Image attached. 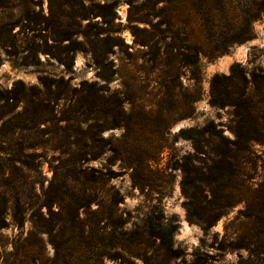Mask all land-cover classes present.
<instances>
[{
    "label": "rangeland",
    "instance_id": "obj_1",
    "mask_svg": "<svg viewBox=\"0 0 264 264\" xmlns=\"http://www.w3.org/2000/svg\"><path fill=\"white\" fill-rule=\"evenodd\" d=\"M154 2L0 0V264H264V197L241 200L246 179L264 182V142L237 152L218 191L206 181L236 139L214 76L240 64L264 125V13L254 39L186 65L185 30L153 35ZM211 123L227 140L181 134ZM152 225L175 230L170 250Z\"/></svg>",
    "mask_w": 264,
    "mask_h": 264
},
{
    "label": "trees",
    "instance_id": "obj_2",
    "mask_svg": "<svg viewBox=\"0 0 264 264\" xmlns=\"http://www.w3.org/2000/svg\"><path fill=\"white\" fill-rule=\"evenodd\" d=\"M158 2L159 0H156L153 3L152 16L161 19L156 23H150L152 33L157 36L168 32L173 35L176 41L179 39V31L185 30L182 31L183 38L181 40L186 42L188 53H183L180 61L186 65H195L201 54L209 58H216L228 53L235 44H243L254 39L253 24L264 13V0H165L167 6L157 10ZM193 22L199 27V36L186 32L185 28L190 27ZM162 25H165L166 28L162 29ZM157 45L158 42H154V46L157 47ZM252 77L254 83H258V75L253 73ZM221 79L218 75L212 79L211 104L218 107L232 106L236 108V119L233 126L236 139L230 141L233 150L228 148V151H225L219 147L215 152L216 159L209 168V172L206 173L208 175L206 177L207 184L215 187L212 192L217 190V186H221L224 168H228L232 175L236 173L234 156L241 148H247L253 142H264V125L259 127L257 119L251 118L252 112L249 107L251 100H249L247 77L241 65H233L232 74L228 77L224 76V83L221 82ZM234 85L240 86V92L233 89ZM262 119L264 120V117ZM206 132L227 140L223 132L217 130L213 123L205 129L181 130V134L185 138L191 139L197 144L205 138ZM232 163H234V168ZM192 169H195V165L192 167L184 165L183 172L186 177L192 172ZM186 177L182 182L183 191L186 190ZM247 181L248 179L242 185V189L246 188V192L243 193L244 197L241 200L248 201L255 193V199L260 201L261 196L264 197V182L259 184L258 188L253 189V184H248L249 181ZM245 182L247 183L245 184ZM260 204L263 205L264 200ZM221 215L220 212L202 219L203 225L210 227ZM260 221V225L263 227L259 232H256V235H264V220L260 218ZM151 231L155 238L160 239L163 248L166 250L172 248L174 229L164 225H152Z\"/></svg>",
    "mask_w": 264,
    "mask_h": 264
}]
</instances>
